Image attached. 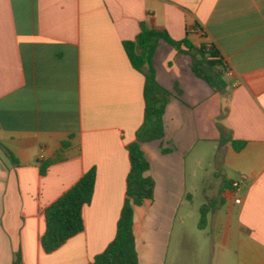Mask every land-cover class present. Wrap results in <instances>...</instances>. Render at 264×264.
<instances>
[{
	"label": "crops",
	"instance_id": "1",
	"mask_svg": "<svg viewBox=\"0 0 264 264\" xmlns=\"http://www.w3.org/2000/svg\"><path fill=\"white\" fill-rule=\"evenodd\" d=\"M141 25L213 44L231 76L216 92L189 55L161 41L152 54L170 97L164 136L140 144L154 188L133 209L138 264L176 262L185 218L207 264H264V0H0V264H89L113 238L143 115V77L122 42ZM91 167L83 230L43 253L44 209Z\"/></svg>",
	"mask_w": 264,
	"mask_h": 264
},
{
	"label": "trees",
	"instance_id": "2",
	"mask_svg": "<svg viewBox=\"0 0 264 264\" xmlns=\"http://www.w3.org/2000/svg\"><path fill=\"white\" fill-rule=\"evenodd\" d=\"M159 41L175 51L189 55L191 72L203 80L213 91H222L226 86L223 77L225 63L213 44L209 42L194 48L186 38L174 41L165 31L148 28L144 25H141L133 40L122 42L129 64L143 77V115L141 124L135 131L134 140L125 146L128 171L124 179V197L116 221L114 236L100 253L93 256L89 264H138L132 231L133 209L151 199L154 188V182L147 174L150 165L140 144L160 140L164 136L163 114L167 99L170 97V93L157 83L151 62L152 54ZM192 50L198 55V58L191 53ZM208 57H212V59ZM231 145L235 151H238L244 142L232 141ZM7 155L10 160L16 162L9 151H7ZM45 169L46 166L41 164L40 173L43 174ZM94 181L95 169L91 167L44 209V230L39 237V246L43 253L49 254L57 250L67 239L83 230L81 209L90 203ZM210 206L211 204H206L199 208L197 222L199 229L204 226L205 214ZM19 259V255L16 254L14 263L21 264Z\"/></svg>",
	"mask_w": 264,
	"mask_h": 264
},
{
	"label": "rangeland",
	"instance_id": "3",
	"mask_svg": "<svg viewBox=\"0 0 264 264\" xmlns=\"http://www.w3.org/2000/svg\"><path fill=\"white\" fill-rule=\"evenodd\" d=\"M193 54L195 55V57L198 58V55L195 52H193ZM227 81L228 79L225 82ZM214 102L217 103L215 109L213 110L214 111L213 113L219 120L218 118L220 117L219 105L221 104V99L218 100L214 98ZM203 145H205V142H199L197 143V148L202 147ZM204 162L202 161V163ZM207 163L212 164L213 160H211V158H208ZM181 232L184 233L185 242L181 244V250L178 255V260L172 263V260L169 256L165 264H207L205 246L202 242H200L197 239V233H195L196 231L193 230L189 218H185V226L184 228H181ZM190 240H191V244L196 245V247L193 248L192 251L189 249V245L187 244L188 241L190 244ZM194 249L195 250L197 249V251H195Z\"/></svg>",
	"mask_w": 264,
	"mask_h": 264
},
{
	"label": "built area",
	"instance_id": "4",
	"mask_svg": "<svg viewBox=\"0 0 264 264\" xmlns=\"http://www.w3.org/2000/svg\"><path fill=\"white\" fill-rule=\"evenodd\" d=\"M209 59H212V57H208ZM224 76L225 77H230L231 76V72L229 70H225L224 72ZM247 179V177L245 175H240L237 179L233 180L231 182V188L232 190L235 192L238 190L239 186L241 183L245 182ZM235 203H240V199L236 198L235 199Z\"/></svg>",
	"mask_w": 264,
	"mask_h": 264
},
{
	"label": "water",
	"instance_id": "5",
	"mask_svg": "<svg viewBox=\"0 0 264 264\" xmlns=\"http://www.w3.org/2000/svg\"><path fill=\"white\" fill-rule=\"evenodd\" d=\"M219 74H221V72H218Z\"/></svg>",
	"mask_w": 264,
	"mask_h": 264
}]
</instances>
